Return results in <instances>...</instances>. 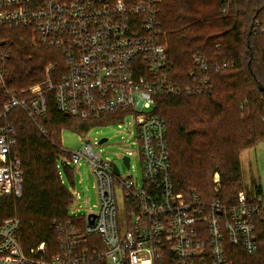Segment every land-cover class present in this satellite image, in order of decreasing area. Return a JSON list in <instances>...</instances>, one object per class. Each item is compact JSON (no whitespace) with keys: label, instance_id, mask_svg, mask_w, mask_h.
Wrapping results in <instances>:
<instances>
[{"label":"built area","instance_id":"1","mask_svg":"<svg viewBox=\"0 0 264 264\" xmlns=\"http://www.w3.org/2000/svg\"><path fill=\"white\" fill-rule=\"evenodd\" d=\"M162 2L0 0V27H29L38 45L64 56L57 83L49 71L44 82L23 90L21 97H11L4 116L20 109L44 132L49 94L59 113L84 122L127 113L137 127L143 177L140 182L122 176L118 164L95 153L94 147L103 143L87 141L67 158L68 164L90 163L99 199L96 210L79 220L53 222L56 252L46 243L24 249L19 218L0 225V264H229L228 244L250 255L259 250L257 220L264 215V192L259 188L255 196L241 191L236 204H227L216 197L222 181L215 173L211 199L195 191L188 196L176 192L168 126L154 113L157 98L211 90L212 64L197 53L190 83L181 87L169 81V55L159 19ZM252 34L264 35V21L255 23ZM221 66L228 65L213 64ZM16 146L14 126L0 124V196L23 197L22 163L13 154ZM133 156L121 155L128 170ZM119 193L127 213L124 229Z\"/></svg>","mask_w":264,"mask_h":264},{"label":"trees","instance_id":"2","mask_svg":"<svg viewBox=\"0 0 264 264\" xmlns=\"http://www.w3.org/2000/svg\"><path fill=\"white\" fill-rule=\"evenodd\" d=\"M159 19L172 84L190 83L195 54H204L212 64L211 90L157 98L154 113L168 126L176 192L188 196L195 191L211 199L212 178L219 173L222 191L216 197L234 205L243 191L241 155L264 141V35L252 34L255 23L264 21V0H163ZM34 36L29 27H0V124L9 122L16 131L13 154L22 163L24 192L22 198L0 196V225L17 215L24 249L46 243L56 252L58 236L52 224L70 220L74 202L59 171V161L66 156L61 133L86 132L97 121L59 113L52 94L42 121L44 132L20 109L4 116L11 97L44 82L50 66L58 63L59 71L64 70L62 53L34 46ZM214 63L228 66L214 68ZM52 80L57 83L59 76L53 74ZM257 223L259 250L250 255L228 244L229 264H264V215Z\"/></svg>","mask_w":264,"mask_h":264},{"label":"rangeland","instance_id":"3","mask_svg":"<svg viewBox=\"0 0 264 264\" xmlns=\"http://www.w3.org/2000/svg\"><path fill=\"white\" fill-rule=\"evenodd\" d=\"M33 45L38 46L35 36ZM59 76L58 63L53 64L46 71ZM132 116L127 113L108 115L93 123L86 132L79 130L63 129L61 142L63 150L66 151L65 158L62 156L59 161V171L64 186L76 197L71 206L69 217L79 220L96 210L99 203L96 188V176L92 172L90 163L82 160L81 164H68V154L81 151L87 141L92 144L100 143L103 139H108L101 146H95V153L100 154L104 160L114 161L121 169L122 176L132 177L133 180L143 181L141 158L139 146L137 144V127L132 124ZM126 152H133L131 169L128 170L123 165L121 155ZM242 167V190L249 196H255L259 188L264 192V141L255 147L245 150L241 155ZM213 180V178H212ZM119 220L122 228L126 227L127 213L121 194H118ZM18 218L17 215L10 218Z\"/></svg>","mask_w":264,"mask_h":264},{"label":"water","instance_id":"4","mask_svg":"<svg viewBox=\"0 0 264 264\" xmlns=\"http://www.w3.org/2000/svg\"><path fill=\"white\" fill-rule=\"evenodd\" d=\"M107 141H108V139H103V140H101V143H105ZM129 161H130V158L129 157H126L125 158V164L127 165V167L129 166ZM114 171L116 172V174H119L120 173L117 166L114 167ZM91 223H93V222H91Z\"/></svg>","mask_w":264,"mask_h":264}]
</instances>
